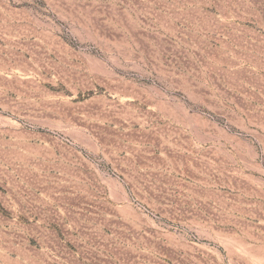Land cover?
I'll return each instance as SVG.
<instances>
[{
	"label": "rangeland",
	"instance_id": "374dc122",
	"mask_svg": "<svg viewBox=\"0 0 264 264\" xmlns=\"http://www.w3.org/2000/svg\"><path fill=\"white\" fill-rule=\"evenodd\" d=\"M0 264H264V0H0Z\"/></svg>",
	"mask_w": 264,
	"mask_h": 264
}]
</instances>
